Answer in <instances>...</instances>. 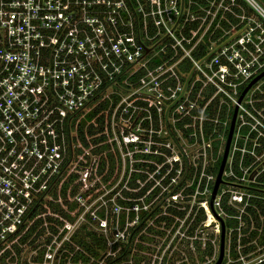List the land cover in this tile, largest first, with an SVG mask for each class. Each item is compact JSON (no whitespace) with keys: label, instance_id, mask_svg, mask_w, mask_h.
I'll return each mask as SVG.
<instances>
[{"label":"built area","instance_id":"1","mask_svg":"<svg viewBox=\"0 0 264 264\" xmlns=\"http://www.w3.org/2000/svg\"><path fill=\"white\" fill-rule=\"evenodd\" d=\"M246 1L264 19L258 3ZM234 5L0 0V264H107L142 212L152 215L118 264L144 263L145 256L150 264H172L173 246L193 252L192 263L213 264L221 223L220 264H264V214L249 202L260 196L222 182L210 203L234 106L235 135L243 126L246 135L254 131L253 148L264 138V106H255L264 100L256 97L263 77L238 102L240 87L264 69V28L253 14H235ZM234 15L259 33L248 25L234 31ZM253 148L256 169L264 148ZM236 149L234 143L224 168L232 179ZM110 158L122 170V203L109 217V233L104 224L91 230L105 243L96 258L73 236L82 207L93 219L86 200L109 177ZM146 183L139 197L129 194ZM224 195L230 213L221 206ZM147 226L163 235L155 252L139 239ZM196 245L211 246V255L200 261ZM184 259L182 252L176 261Z\"/></svg>","mask_w":264,"mask_h":264},{"label":"trees","instance_id":"2","mask_svg":"<svg viewBox=\"0 0 264 264\" xmlns=\"http://www.w3.org/2000/svg\"><path fill=\"white\" fill-rule=\"evenodd\" d=\"M256 1L264 10V0H254ZM234 3H236L237 5H239L240 7H238L237 5H234V13L235 14H244L246 17H248L251 14H254L257 16V22H260L261 26L264 28V19L247 3L246 0H234ZM227 24H225L224 22L222 23V26H226ZM252 26L254 29L252 30V33L254 35L259 33V29L256 28L254 25V22L248 21L247 18L240 20L238 17H236L234 15V31L240 30L241 28L245 27V26ZM227 27V26H226ZM262 46L264 47V40L262 42ZM201 50H203V45L200 46ZM264 79V77L262 78V80ZM246 84H244L243 86L240 87V92L242 91V89L244 88ZM262 90L263 92L260 94H257L256 97H261L262 99L264 98V84H262ZM255 106L257 108L264 106V100L262 101H258L255 103ZM228 129H226L225 132V136L227 134ZM248 127L247 126H243L239 129V134L241 136V138L243 136H247V139L244 140L243 142V138L239 139L236 141L237 147L238 149H236L234 151V155L231 161V168L232 171L234 172V177H236L237 179L241 178L242 176H245L246 173L250 172L255 166H250L252 160L254 159L252 155H250L249 151L250 149H252V140H254L255 137V132L251 131L248 135H246L248 132ZM259 142V146H255L253 149H255L256 154H260L264 148V138L260 137L257 140ZM245 148V151L241 152L240 148ZM110 156V155H109ZM111 159V158H110ZM221 160V155L218 157L217 162L215 163V166L213 167L214 172L217 171L218 167H219V163ZM113 166H114V162L111 159L110 161V173L113 170ZM246 167L247 168V172L244 174L242 168ZM228 167L225 166V169H227ZM257 174L256 177L254 179V181L247 183L246 185H243L245 192L253 194V195H258L260 197H251L249 199V202H251L252 205L257 206L261 213L264 214V168L261 165H258L256 168ZM143 179V176H141ZM239 184H241L240 181H238ZM130 185L134 186V180L131 179L130 181ZM150 186V183H146L139 191L134 192V193H129L132 197H139L140 195H142L146 189H148ZM190 190H192V188H190ZM151 199V196H147V198L145 199V202H149ZM226 200H227V196L224 195V197L222 198L221 201V206L223 209H225L227 212H232V209L226 205ZM245 200V197L244 199ZM122 203V201L120 202ZM248 209H250V205L247 206ZM254 214V213H253ZM140 218L141 221L138 225L134 226L131 229V235L128 238V241L125 243H122L121 248L119 249V251L114 255L111 256L107 259V264H118L120 261H125L128 259V257L131 255V247L133 246V240L135 235L138 234L139 231H141L142 229H144L145 226V219L147 217H150L152 214L149 212H142L140 214ZM132 217V216H131ZM203 218V211L202 213L199 212L197 217L195 218L196 220L198 219H202ZM256 218V216H255ZM120 222L121 224L123 223V216L120 215ZM256 222L257 219H256ZM85 226H81L80 229L78 230V232L73 236L76 241L78 242V244L85 250L87 251L89 254L93 255L94 257H100V252L101 250L104 248V239L101 235H99L96 232H93L91 230L85 229ZM86 230V231H84ZM147 233L152 232V228L147 226L146 228ZM147 233H143L139 235V239L143 240V238L145 237V235ZM137 246H140L138 242H136ZM114 247H117V244H115ZM212 253V247L206 245L204 248H201L199 245L195 246V256L198 257V259L200 261L204 260V256H210ZM81 256V255H79ZM134 256V254H133ZM189 256L191 258H193V254L191 253V251H189ZM135 259V256H134ZM194 261V260H193ZM126 264V263H123Z\"/></svg>","mask_w":264,"mask_h":264},{"label":"rangeland","instance_id":"3","mask_svg":"<svg viewBox=\"0 0 264 264\" xmlns=\"http://www.w3.org/2000/svg\"><path fill=\"white\" fill-rule=\"evenodd\" d=\"M252 19L257 20V16L253 14ZM225 138H226V136H224L222 138L223 143H225ZM239 139H242V138H241L240 134L235 135V129H234V134L232 137L230 150H229V156L231 155L233 144L236 143V141ZM242 140L244 142V139H242ZM223 146H224V144L222 145V148H223ZM229 160L230 159L228 157V161ZM259 162L262 163L261 166L264 168V164H263L264 155L260 157ZM226 165H227V163H226ZM121 171L122 170H121L120 166L114 164L113 170L111 171V173H110V170H108V176L109 177L107 179H105L106 181L103 182L102 184H99V188L95 189L92 196L86 200V206L87 207L93 206V209L95 211V214L93 215L92 220L89 219L88 215H90V214L85 213V211H86L85 207H82L80 209L79 216H78V223L80 225L85 226L84 227L85 229L95 230L97 232H101V229L103 228V226H100V224H104V225H106V228L108 230L107 233H109V231L111 229V222H110L111 218L109 219V217L112 216L111 213L114 212V207H116L117 205H120V202L122 201V199L120 197V195L122 194L120 192V188L122 187V184H123L122 180L120 181ZM256 174H257L256 169H252L249 173L247 172L246 175L243 176V179H239V178L237 179L236 177H234L232 179L230 177H227L228 173H226L224 170V173L222 175V179H223L222 186L225 189L235 190L237 192H245L243 185H246L247 183L252 182ZM238 181H240L241 184H239ZM107 210H109V213L107 212ZM115 216H116V212H115ZM106 217H108V218H106ZM84 231H86V230H84ZM162 238H163V235H161L160 233L154 234V232L152 231V232H149L145 235L141 245L145 246L144 244H147V246H149L150 248H153L154 249L153 252H155V250L161 245ZM149 247L147 250H149ZM185 247L186 246H178V247L173 246V247H171L167 254H168V256H170V254L172 253V252L170 253V251L173 250L172 255L174 257L171 258L169 260V262H172V264H197L196 262L195 263L191 262V261H193V259H191L192 256L191 257L189 256V251ZM140 251L145 252L146 250L140 249ZM182 252L185 254V256H187L188 261H185V259H184V262L176 261L182 256ZM151 253H152V251H151ZM191 253L194 255L193 252H191ZM150 258H151V256H150ZM143 259H146V261H144V263H140L137 260L135 264H146L147 262H148V264H150L149 263L150 260L148 257L145 256V257H143Z\"/></svg>","mask_w":264,"mask_h":264},{"label":"water","instance_id":"4","mask_svg":"<svg viewBox=\"0 0 264 264\" xmlns=\"http://www.w3.org/2000/svg\"><path fill=\"white\" fill-rule=\"evenodd\" d=\"M262 77H264V69L248 81L246 86L240 92V95L238 97V102L241 101L242 97L247 92V90L253 84L258 82ZM236 114H237V106H234L233 112L231 115V119H230V123H229V127H228V131H227L226 138H225V143H224L222 154H221V160H220L217 172H216V178H215V181H214V184L212 187V191H211L210 203L212 202V200L214 199V197L216 195L219 184L223 182L222 175L224 172V168H225L226 161H227L228 154H229V148H230L231 140H232L233 133H234ZM221 225H222V228H221L219 255H218L217 260L213 264H220L222 261V258H223V249H224L223 234H224V230H223V224L222 223H221Z\"/></svg>","mask_w":264,"mask_h":264}]
</instances>
